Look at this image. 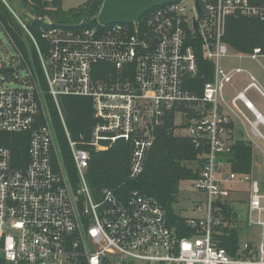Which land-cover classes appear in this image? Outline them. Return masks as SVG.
<instances>
[{
	"label": "built area",
	"instance_id": "2783aa9c",
	"mask_svg": "<svg viewBox=\"0 0 264 264\" xmlns=\"http://www.w3.org/2000/svg\"><path fill=\"white\" fill-rule=\"evenodd\" d=\"M148 13L132 24L108 26L98 19L82 27L43 21L40 38L20 21L37 63L31 67L23 56L8 67L0 61V71L7 74V84L0 83V135H18L28 144L23 166H16L11 150L0 145L3 264H264L261 184L231 172L225 161L235 141L231 115L241 116L253 137L264 140L259 129L264 118L245 95L255 89L264 99V90L251 72L223 65L229 58L264 56L260 48L249 55L234 53L223 40L227 18L264 21V5L184 0ZM197 46L214 67L201 94L190 91L188 82L200 73ZM22 70L26 78L19 79ZM241 74L250 82L228 102L226 88ZM64 98L91 102L87 133L75 136L69 129ZM240 101L253 111L254 121L240 110ZM172 113L175 135L188 137L204 154L193 182L206 195L205 205L198 204V216L185 220L188 236L170 223L158 201L137 192L124 199L111 189L97 196L87 180L92 154L118 143L129 146V176L138 177L157 129ZM243 183L249 184L246 225L260 228V240L243 242L230 255L214 235L226 224L225 205ZM236 222L240 225L238 215Z\"/></svg>",
	"mask_w": 264,
	"mask_h": 264
},
{
	"label": "trees",
	"instance_id": "16d2710c",
	"mask_svg": "<svg viewBox=\"0 0 264 264\" xmlns=\"http://www.w3.org/2000/svg\"><path fill=\"white\" fill-rule=\"evenodd\" d=\"M256 6L264 5V0H249ZM31 8L37 17L49 16L55 23L62 26L75 27L81 23L91 4L70 10V13L62 12L61 8L56 10L46 9L39 0H30ZM103 0H97L88 18L94 17L88 24H96ZM149 15H144V18ZM1 23L13 22V27L19 29L15 22L17 20L7 10L0 13ZM31 30L39 37V28L44 22L34 20ZM4 25V24H3ZM5 27V26H4ZM16 29V30H17ZM20 30V29H19ZM20 35L11 32L10 38L21 48ZM40 40V39H39ZM231 51L249 55L256 48H260L264 55V21L247 17H229L226 21V30L223 38ZM40 43H44L40 40ZM33 55L37 60L35 50ZM197 59L199 64V75L189 80V90L198 93L203 92L206 82L213 79L214 67L204 59L203 52L197 46ZM23 59L27 56L22 53ZM62 106L69 129L76 136L87 133L92 122V105L89 100L80 98H64ZM175 121L172 113L164 125L157 129L155 144L151 149L144 171L135 179L129 176L130 151L129 146L124 143L116 144L110 151L92 154L90 167L87 174L89 186L99 196L104 189L114 190L119 196L128 198L133 192L158 201L166 210L172 225L181 229L182 236H188L190 231H184L185 220L177 215L173 206L179 200V187L184 181H195L200 177L204 157L192 141L181 135H175ZM62 130L59 128L61 136ZM0 145L8 147L15 160L16 166H23L27 160L28 144L23 137L14 134H1ZM203 157V158H202ZM225 161L230 164L231 172L238 175H252L254 162V147L244 140H235L232 151L225 156ZM226 224L216 228L214 239L219 248L225 249L230 255H235L241 246V228L237 225V213L230 204L225 205L223 210ZM0 264H3L0 259Z\"/></svg>",
	"mask_w": 264,
	"mask_h": 264
},
{
	"label": "rangeland",
	"instance_id": "374dc122",
	"mask_svg": "<svg viewBox=\"0 0 264 264\" xmlns=\"http://www.w3.org/2000/svg\"><path fill=\"white\" fill-rule=\"evenodd\" d=\"M93 0H64L61 9L62 12L69 14L70 10L76 9L78 7H85L88 3L92 2ZM31 2L30 0H0V13L3 12V9H7L12 16L17 20L16 25H18L19 29L13 27V22L7 21L6 23H1L0 21V61L8 67L13 61L18 62L22 58V53L24 56H27V61L29 62L31 67L37 63L35 56L33 55V46L29 37L24 33L20 21L25 23L30 29L33 26L32 22L34 20H43V21H52L54 20L49 16L44 17H37L34 14L31 6L29 5ZM192 5V2H189ZM94 17L88 18L89 21L93 20ZM5 26V27H4ZM14 31L15 33L19 34L21 48L18 49L16 44L10 38L11 32ZM223 65L229 66L230 68L233 67H241L251 72L253 74L259 85L264 88V56L260 57L258 61H254L251 59H232L229 58L223 61ZM7 74L4 71H0V83L7 84L6 81ZM19 79L26 78L25 71H21L16 74ZM242 79V80H240ZM250 82L249 76L246 74H241L234 79L233 85H228L226 88V97L229 99L233 96L234 88L240 89L243 88L244 85H247ZM19 82H16V84ZM18 85V84H17ZM240 86V87H239ZM12 87V86H11ZM248 99L253 102L255 107L264 114V100L261 95L255 90L252 89L247 93ZM240 105V103H239ZM239 131H243L244 138L249 140L247 135V131L243 124L240 123L238 126ZM260 130L264 132V129L261 127ZM248 132L250 129L248 128ZM241 136V133H240ZM254 141L255 151H254V162H253V179L259 181L262 179L264 181V166H260L257 163V157L259 154L264 152V141L261 139H257L252 137ZM260 182V181H259ZM260 184H262L260 182ZM262 189H264V186ZM248 189L249 184L243 183L237 187V190L234 194L230 197L228 202L232 206V209L237 213L238 217L240 218V228H241V243L251 241L259 243L260 240V228L259 227H251L250 229L246 226V221L248 218ZM206 195L204 193H200L196 190L195 184L193 181H184L180 184L179 187V200L173 206L175 213L184 219L197 217L198 214L196 212V207L198 204L205 205ZM237 201V202H236ZM248 228V229H247ZM249 231V235L245 234V232ZM136 264H146L142 262H136Z\"/></svg>",
	"mask_w": 264,
	"mask_h": 264
},
{
	"label": "water",
	"instance_id": "95a60500",
	"mask_svg": "<svg viewBox=\"0 0 264 264\" xmlns=\"http://www.w3.org/2000/svg\"><path fill=\"white\" fill-rule=\"evenodd\" d=\"M97 0H93L84 16L82 22L78 25L82 27L93 9ZM184 0H103L100 12L98 14V22L103 26L116 24H132L139 21L146 13L159 7L170 4L180 3ZM198 11L200 13V5L197 1ZM43 22V20H39ZM198 30L197 24H195ZM17 69H21L18 66ZM15 69H10L13 72ZM220 206V205H219Z\"/></svg>",
	"mask_w": 264,
	"mask_h": 264
},
{
	"label": "crops",
	"instance_id": "0c3cea01",
	"mask_svg": "<svg viewBox=\"0 0 264 264\" xmlns=\"http://www.w3.org/2000/svg\"><path fill=\"white\" fill-rule=\"evenodd\" d=\"M41 3H42V5L46 8V9H48V10H56V9H58V8H61V6H62V4H63V2H64V0H39ZM243 59H247V58H243ZM243 59H241V60H243ZM247 75V74H246ZM240 80H242V79H240ZM249 84V83H248ZM247 84V85H248ZM247 85H244L243 86V88H241L240 86V89H237V88H234V92L235 93H233V96L229 99L228 97H226L227 98V100H228V102H230L239 92H242L243 91V89L247 86ZM261 86V85H260ZM263 90H264V88L263 87H261ZM248 93V92H247ZM247 93L245 94L246 95V97H247V99H248V96H247ZM249 100V99H248ZM264 100V99H263ZM250 101V100H249ZM251 102V101H250ZM240 103V105H239V107H240V110L245 114V116L247 117V118H249L251 121H254L255 120V115H254V113H253V111L251 110V109H249V108H247L245 105H244V103L242 102V101H240L239 102ZM252 104H253V102H251ZM253 107L258 111V112H260L256 107H255V105L253 104ZM261 113V112H260ZM262 114V113H261ZM231 115V114H230ZM262 116H263V118H264V114H262ZM231 117H232V137L234 138V140H240V139H244V140H246L245 138H244V134H242L243 133V131H239V129H238V126L240 125V123L241 124H243L244 125V127H245V129H246V133H247V135H248V137H249V140H246V141H248V142H250L252 145H253V147H254V151H255V146H254V141L252 140V137H253V135L251 134V130H250V132H248V128L250 129V126L248 125V123L240 116V117H237L236 115H231ZM263 128L264 129V125H263V123L262 122H259V129L260 128ZM262 133H263V135H264V132L262 131V130H260ZM240 133H241V136H240ZM255 138H257V137H255ZM257 139H261V138H257ZM262 141H264L263 139H261ZM257 163L260 165V166H264V152L263 153H261V154H259L258 155V157H257ZM252 177H253V175H251ZM259 181L262 183L261 185H263L264 186V181H263V179H262V176H261V179H259ZM262 187V186H261ZM263 190V192H264V189H262ZM248 204V203H247ZM247 226V225H246ZM249 228V227H248ZM247 228V229H248ZM250 229V228H249ZM245 234H246V236H247V234L249 235V231L248 232H245ZM251 242V241H250Z\"/></svg>",
	"mask_w": 264,
	"mask_h": 264
}]
</instances>
